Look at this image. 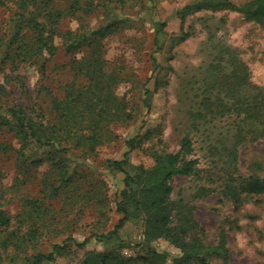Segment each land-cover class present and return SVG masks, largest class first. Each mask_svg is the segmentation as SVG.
I'll return each instance as SVG.
<instances>
[{
  "label": "rangeland",
  "instance_id": "1",
  "mask_svg": "<svg viewBox=\"0 0 264 264\" xmlns=\"http://www.w3.org/2000/svg\"><path fill=\"white\" fill-rule=\"evenodd\" d=\"M51 1L57 8L72 5L74 10L57 25L56 51L46 61L33 59L15 70L9 63L0 66L5 89L0 104L28 106L31 114L53 122L51 98L62 100L68 84H87L72 61L93 52L95 37L108 68L120 71L115 93L128 103L132 118L113 124L112 139L96 152L73 150L67 163L71 182H62L49 162L32 166L17 162L12 150L0 152V209L12 216L8 232L18 230L21 236L32 230L35 217L25 201L33 198L39 199L47 221L37 220V234H27L20 248L4 249L8 232H1L0 264H29L30 254L47 253L52 243L69 245L46 264H97L99 256L113 251L128 264H151L142 258L153 250L170 254L166 264H200L196 257L181 261L179 248L164 239H148L142 217L133 211L118 231L120 239L92 235L107 234L122 217L116 201L124 175L110 162L124 157L127 139L146 130L152 135L129 154L126 168L132 174L137 167L154 164V151L176 152L185 136L192 141L187 158L198 159L196 170L173 178L171 199L190 211L193 234L203 244L200 255L209 264H264V191L248 193L240 187L249 176L264 178V23L225 7L228 2L244 5L254 0ZM16 2L0 5V49ZM36 3L41 7L40 0ZM69 30L93 35L66 53L62 43ZM244 67L246 82L235 87L233 75L241 76ZM2 141L17 147L6 130L0 131ZM72 192L77 197L71 198ZM88 192L104 205L88 200ZM222 235L226 261L212 253ZM89 237L84 247L74 243Z\"/></svg>",
  "mask_w": 264,
  "mask_h": 264
},
{
  "label": "trees",
  "instance_id": "2",
  "mask_svg": "<svg viewBox=\"0 0 264 264\" xmlns=\"http://www.w3.org/2000/svg\"><path fill=\"white\" fill-rule=\"evenodd\" d=\"M17 1L9 33L0 49V66L9 63L12 70L17 69L21 63L32 62L33 59L39 58L46 61L53 56L56 51L54 36L59 32L57 25L66 12L74 13L72 5L63 10L50 5L51 0H40L41 7H38L36 3L38 0ZM4 3L5 0H0V5H5ZM225 7L248 19L264 23V0H254L244 5L228 2ZM91 35L93 32L88 34L66 31L62 43L64 50L66 53L71 52L85 43ZM93 38V52L84 54L79 60L72 61L73 69L86 77L87 84L82 87L68 84L62 100L51 98L50 106L54 112L53 122L44 121L43 117L39 119L31 114L28 106L13 104L3 107L0 104V131H8L17 142V147L11 146L5 141L0 142V152L12 150L16 154L17 162L29 161L32 166H39L45 161L49 162L57 170L62 182L73 180L67 164L73 150L81 148L82 152H96L99 146L112 139L111 126L113 124L122 123L132 118L131 111L128 110V103L115 93L114 87L122 79L120 71L108 68L107 61L104 60L98 49L99 40ZM1 42L2 39H0ZM155 42L157 43L156 37ZM152 60L155 72L157 62L154 58ZM2 69L3 67H0V72ZM243 69L241 76L233 75L235 87L246 82V68ZM4 91V87L0 85V100ZM147 93L145 90L144 103L146 106H148ZM32 111L34 112L35 109ZM151 135L152 131L146 130L143 135L127 139L128 150L124 153V157L110 162L114 170L124 175V187L120 190L119 198L116 201V211L121 213L122 217L113 230L107 234L93 232L92 235L98 240L113 236L120 239L118 231L133 211L134 215L142 217L144 235L148 239H164L179 248L181 261L196 257L200 264H209L199 253L203 244L193 234L194 225L190 211L183 204L171 199L173 178L189 176L196 170L198 159L187 158L192 153L191 139L185 136L176 152L154 151V164L151 167H137V172L134 174L126 168L130 152L139 147L143 139H147ZM42 148H46L47 151L44 150L37 154L36 150ZM1 173L3 172L0 170V175ZM72 177L75 178L76 175L73 174ZM240 187L248 193H261L264 191V178L249 176L242 180ZM52 192L57 194L58 189L53 187ZM87 195L88 200H95L101 206L104 205L102 200L97 199V196L95 198L91 192H88ZM70 196L71 198L77 197L73 192ZM25 202L32 205L31 213L35 217V222L32 230L21 236L18 230L12 229L8 232L11 228L12 216L0 209V233L8 232L3 245L4 249L8 246L20 248L26 240L27 234L32 238L37 234L39 224L36 221H46L40 213L38 198H33L31 202L28 200ZM191 230L192 232H190ZM89 240L90 237L82 242L74 241V243L78 247H84ZM221 241L222 243L212 250V253H218L222 260L226 261L227 252L223 245V235ZM67 245L52 243L50 251L47 253L37 250L30 254L32 261L29 264L51 262L56 254L67 249ZM142 259L151 264H166L170 259V254L167 251L153 250L151 256ZM127 262L128 260L123 258L120 253L113 251L99 256L97 264H128ZM86 264L95 263L86 260Z\"/></svg>",
  "mask_w": 264,
  "mask_h": 264
}]
</instances>
